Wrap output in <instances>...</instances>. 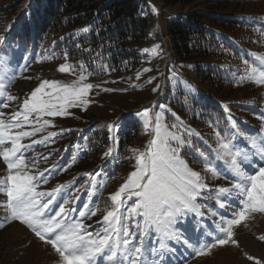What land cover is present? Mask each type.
<instances>
[{"label":"snow or ice","instance_id":"6c2138e0","mask_svg":"<svg viewBox=\"0 0 264 264\" xmlns=\"http://www.w3.org/2000/svg\"><path fill=\"white\" fill-rule=\"evenodd\" d=\"M88 30L83 29L85 32ZM65 58L67 59V54ZM5 67L0 61V109L8 108L9 102L17 99L7 92L16 72L12 70L11 75L7 76ZM104 68L107 70L106 65ZM58 71L74 73L76 68L65 63L58 67ZM79 72L78 79L71 85L42 81L22 101L19 110H14L7 117L5 112L0 111V159L6 165L8 173L6 178L0 180V193L7 198L0 202L7 213L3 223L17 221L26 225L40 241L51 246L58 257L56 264H98V257L102 256H106L113 264H145V236L155 235L163 248L164 241L176 235L175 225L180 218L188 212H199L197 201L202 198L207 184L182 156V149L191 144L190 137L196 134L190 129L181 132L182 126L177 124L171 125L173 130H170L169 126L161 123L160 113L153 118L149 115L150 109L143 110L138 115L143 117L146 130L149 127L153 129V138L145 151L135 153L134 170L128 175L126 182L110 196L113 207L103 216V226L95 232H88L81 221L70 220L69 215L73 210L65 209L64 205L69 203L67 200L54 213L46 215L45 210L52 200L42 201L41 197L46 194L37 191L39 184L46 180L40 181L27 170L26 151L31 145L22 141L42 132L46 126L54 127L51 120L45 117H65L70 115L69 109L75 107L86 110L91 102L89 95L94 85L84 83L91 73L86 74L83 63L79 65ZM139 76L138 73V79ZM248 79L264 85V67L252 66ZM160 108L163 109L164 105H160ZM260 118L264 119V116ZM185 134L189 138H185ZM217 139L216 151L226 158L236 177L231 189L220 188L218 191H235L239 202L232 209L231 216L220 217V235L213 236L206 242H197L196 255H203L217 245L236 244L233 227L240 225L251 214L264 213V163L257 165L253 159L258 154L260 160L264 161V141L258 146L256 140L252 139L250 148L255 151L250 153L241 151L234 142L221 139L219 131ZM32 143L38 141L33 140ZM110 152L111 149L105 156ZM204 163L206 171H216L207 163L206 158ZM245 164L255 170L248 171ZM128 201L132 203L129 204ZM216 202L220 208L226 207V200L218 198ZM79 215L84 217L85 211L81 210ZM90 215H96V211H91ZM211 215L216 216L217 212L212 211ZM3 223H0V227H3ZM259 239L264 240V236ZM248 259L252 260L253 257L249 256ZM256 264H260V261L257 260Z\"/></svg>","mask_w":264,"mask_h":264},{"label":"rangeland","instance_id":"374dc122","mask_svg":"<svg viewBox=\"0 0 264 264\" xmlns=\"http://www.w3.org/2000/svg\"><path fill=\"white\" fill-rule=\"evenodd\" d=\"M25 1L28 0L0 1V7H8L6 12H0V36L11 26L14 16L20 14L18 10ZM146 1L160 9L159 13L154 16L152 33L158 32L161 35L164 40L163 48L166 53L163 54L164 52L158 46L155 51L150 53V58L145 65L136 70L117 74L102 70L99 67L101 62L96 60V57L91 59L90 65L92 69L85 67L87 70L86 74L91 73V75L88 76L84 83H90L94 87L89 95L91 102L87 105L86 110L75 107L69 109L70 115L68 116L45 117V119L51 120L54 127L46 126L42 132H38L36 135L22 141V143L32 146V148L30 147L31 150L26 154L30 158H34V160H30V163L28 162L27 170H30L31 174L36 175L38 179L43 177V181L46 180V182H42L41 186L39 184L37 191L46 194L41 199L43 198L45 201L52 200L49 207L54 205L55 200L64 196L65 200L69 202L64 205L65 209H72V212H76L77 207L83 200L92 199L90 197L96 191L94 188L91 189L89 196L87 195L86 198L81 193H84L85 186L89 183H91L92 187L98 185L95 180V174L99 176V172L95 169L99 162L106 157L105 153L109 152V149L104 148L91 155L88 150V148L90 149L91 141L90 132L95 130L99 124L114 123L118 126L122 118L135 115L134 118L138 120L141 127L136 136H130L132 138L128 139L127 146L130 151L128 149L123 150L125 158H128L127 162H125L126 164H121L123 167L119 170L118 176H115L112 180L104 178L101 179L102 182L99 181L100 185L96 192H101L103 197L106 195L110 198L126 182L128 175L134 170L135 153L143 152L142 148L145 145L147 134L150 133V141L153 138V129L151 127L147 130L145 129L144 119L138 113H142L145 109H150L149 115L151 117L154 118L157 113H160L162 117L161 123L166 124L164 115L173 112L171 106L165 103L164 99H162L163 97H160L166 90V81H173L175 85L177 82L179 84L183 79L173 73L170 76L172 79L168 78V76L166 77L167 68L169 66L175 68V58L169 47L170 39L163 35V20L174 12H186L192 9L204 10L206 2H215V0H196L192 4L186 6L177 5L175 7H166L160 0ZM7 3L8 6H5ZM224 7L225 9L222 12L228 16H235V19L246 21H251L258 17L264 19V0H238V3L229 1ZM257 31L251 32L249 29H240L233 25L226 30H219L222 35L228 34L229 43L249 55V58L241 55L239 60L231 57L234 65L245 71L247 77L246 87L232 89L231 87L214 84L218 90L216 95L226 103L254 100L262 102V105H264V85H258L248 79V73L252 66L264 67V34L262 37H258ZM226 32L228 33L226 34ZM78 34L79 31L76 32V37ZM69 36L71 35L67 32L64 35L61 34L60 38H69ZM235 39L238 40L239 44L234 41ZM234 42L236 43L234 44ZM48 44L46 43L44 46L46 47L44 53H36L33 62L26 67L17 66L19 62L13 64L7 60L2 61L6 66L5 74L7 76L11 75L12 70L16 72L15 78L11 81L10 86L7 87V92L17 97V99L9 102L8 108L0 109V111L5 112L6 117L14 110H19V105L22 104V101L42 81H58L62 85H71L78 79L80 74L79 60L76 62L74 59H68L69 57L65 59V49L58 52L64 56V58L60 59L57 58L58 53H46L47 49L51 50V47L55 46V42H51L52 46ZM245 61L249 63L246 64ZM65 63L73 65L76 68V72H59L58 67ZM146 68L151 69V71L144 72L143 69ZM184 72L190 76L188 71ZM138 73L140 74L139 79L137 78ZM149 80H151V83H149ZM200 84L208 89V82L201 81ZM153 89L156 90L153 91ZM160 99L162 100L160 101ZM160 105H164V108L161 109ZM233 112L242 121V124L239 125H242L245 129L242 130L237 127V129L239 128L237 133L242 139L245 138L246 132L255 131L253 118L248 120V116L242 111H238V109L233 110ZM176 119L180 122L179 118ZM124 121L128 124L130 118H126ZM152 123H155L154 119ZM263 127L261 129H264ZM181 129L182 127L180 131ZM240 133L245 135L242 136ZM252 138L256 142L259 140V142L263 141L264 131L259 138L256 135H252ZM33 140L38 141V143H32ZM45 157L47 158L45 159ZM64 159L67 160L65 161L66 163H62ZM0 162H3V160L0 159ZM36 167H40V169ZM47 170L48 173L51 172L52 174L48 176L45 173ZM7 174L6 165L4 162L0 163V176L2 179L6 178ZM89 174L92 175L90 176ZM52 179L53 181L51 182ZM48 181L50 182L48 183ZM47 193L52 195L49 196ZM102 206L99 205V209L105 211V209L109 208L108 210H111L113 202L110 199L108 204ZM213 211H216V209H213ZM3 212H5V209L0 206V222L4 220ZM83 218H86V216ZM99 221L103 222V219L101 217L97 218L95 223ZM17 223H12L0 231V264H56L58 257L54 250ZM233 232L236 237L234 238L237 242L236 244L217 245L215 248L206 251L205 254L197 255V258L189 264H256L257 260L260 261V264H264V240L259 239V237L264 236V213L251 214L240 225L234 226ZM198 241L193 244L195 245V253ZM206 241H208L207 238L205 239ZM249 256L253 257V259L249 260ZM162 259L167 261L166 257Z\"/></svg>","mask_w":264,"mask_h":264},{"label":"trees","instance_id":"16d2710c","mask_svg":"<svg viewBox=\"0 0 264 264\" xmlns=\"http://www.w3.org/2000/svg\"><path fill=\"white\" fill-rule=\"evenodd\" d=\"M160 1L166 7H175L189 5L196 0ZM229 1L238 3V0L206 2L204 10L174 12L162 24L163 35L170 39L174 66L184 76L179 84L166 81L164 101H168L173 110L190 124L202 126L203 130L216 128L227 119L222 108L210 97L218 93L214 84L242 88V70L236 69L231 59L233 54L239 58L240 53L228 43V32L225 36L219 30H226L232 25L246 29L247 21L222 12ZM27 3L25 1L22 7ZM7 9L0 7V12ZM154 16L152 7L145 0H33L20 17L11 39L16 45L23 46L22 50L32 51L55 42L51 49L56 52L65 49L69 59L79 60V65L83 63L86 68L92 69L90 62L96 57L102 70L106 65L109 72L117 74L145 65L150 53L158 46L165 54L161 35L152 33ZM255 23L264 27L262 20ZM85 28L89 30L83 31ZM77 31L79 34L76 37ZM67 32L71 35L69 38H60ZM25 60L29 61V57ZM184 71H188L190 76ZM172 72L174 70L169 66L166 72L168 78ZM201 81L209 83L208 89L200 84ZM230 103V107L235 108L239 104ZM165 118L170 128L177 123L173 115H165ZM132 127L136 128L135 125ZM90 137L92 153L95 154L102 145L109 144L108 126L99 124Z\"/></svg>","mask_w":264,"mask_h":264}]
</instances>
